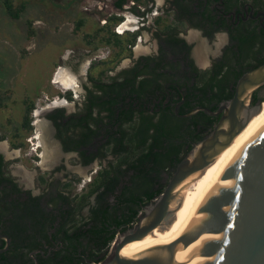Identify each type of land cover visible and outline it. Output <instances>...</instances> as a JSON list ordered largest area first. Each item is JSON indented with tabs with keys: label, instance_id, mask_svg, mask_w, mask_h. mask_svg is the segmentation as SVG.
Listing matches in <instances>:
<instances>
[{
	"label": "trees",
	"instance_id": "trees-1",
	"mask_svg": "<svg viewBox=\"0 0 264 264\" xmlns=\"http://www.w3.org/2000/svg\"><path fill=\"white\" fill-rule=\"evenodd\" d=\"M218 1L169 0L170 22L155 20L158 53L132 59L131 65L114 74L108 72L131 57L138 31H113L112 25L122 20L116 15L95 30L94 38L100 35L98 41L111 48L110 55L91 66L87 76L91 85H82L76 109L65 114L58 108L47 118L53 121L65 152L76 153L78 164L97 160L100 167L88 187L73 196L58 193L55 197L50 187L56 182L47 184L43 176L40 182L49 190L32 196L13 181L0 154V234L10 240L0 254V264H34L33 257L37 264H99L110 252L117 227L118 233L132 228L144 207L159 197L165 177H171L183 156L211 132L216 121L205 111L188 117L181 114L196 106L214 111L233 96L238 78L264 61V33L250 30L233 36L229 52L214 60L212 67H195L191 46L178 33L185 27L184 18L194 27L220 24L223 16L213 7ZM227 1L219 4L227 6ZM1 2L11 13L13 0ZM125 2L117 0L115 5L120 9ZM82 23L78 20L77 26ZM262 90L264 85L253 92L252 104L263 100L257 97ZM66 97L71 100V93ZM182 97L185 101L176 113ZM32 108V103L25 106L23 129H32ZM18 136L10 138L11 146L24 144L23 139L17 141ZM71 179L73 184L81 181Z\"/></svg>",
	"mask_w": 264,
	"mask_h": 264
},
{
	"label": "rangeland",
	"instance_id": "rangeland-1",
	"mask_svg": "<svg viewBox=\"0 0 264 264\" xmlns=\"http://www.w3.org/2000/svg\"><path fill=\"white\" fill-rule=\"evenodd\" d=\"M111 1L13 0V8L10 13L0 0V136H7L10 139L18 133L21 136L18 139H23L26 143L18 158H14L16 155L12 156L10 170L27 187L31 186L36 191L38 190L37 176L39 174H42L44 178L49 176L63 178L66 175V170L62 165L65 164L70 170L72 178L75 176L81 179L80 185L78 183L73 184V191L81 192V185L88 182L100 167L98 163H94L91 168L82 167L78 165L74 155H64L58 148L45 167H37V163L40 164L42 159L41 152L43 150L35 140L36 127L33 125L31 130H27L21 128L20 124L23 112L26 110L25 106L31 103L33 104L30 112V116H33L32 122L36 119L34 112L38 110L40 112L39 117L47 128L46 131L50 128L45 123L47 121H44L45 114L49 110L47 108L59 106L64 107L67 112L76 109L82 100V93L84 92L82 85L87 82V76L92 70L90 69L91 66L102 62L111 53L109 46L98 41L100 35L94 38L95 30L103 25L107 15L109 17L121 16L123 22L130 17L131 21L128 23L127 29L133 30L142 25L140 23L142 20L137 18L129 9L132 6V0H128L124 10H117L113 7L106 10L104 7L108 6ZM21 3L24 4L22 9L19 8ZM134 3L137 2L134 1ZM157 3L159 4L158 7L162 6L161 0H158ZM137 4L141 10L147 6L144 1ZM78 20H82L81 26H77ZM147 20H150L149 16L148 19L145 18V26L148 24ZM122 24L120 26L118 24L112 25V30L115 31L117 26L119 31L124 30ZM187 31L191 34V30ZM187 34H185L186 37H188ZM192 37L193 39H189V37L188 39L193 45L195 41L194 48L198 45L196 40L201 39L200 46L204 53L205 62L199 65L207 68L219 55L215 53V47L210 42L202 40L199 34L195 33ZM217 37L214 43L220 50L222 46L221 35ZM219 42L221 43L219 44ZM138 43L147 48L139 53H135L134 48L133 57L146 52L150 53L156 46V41L145 29L141 31V39H137L135 47ZM195 55L197 56V54ZM133 57L123 58L115 70L108 73L114 74L120 68L128 67L131 65ZM59 66L64 67L75 79L78 85L76 92L72 89H65L53 81ZM68 92L71 93V100L66 97ZM56 97L66 100L70 106H52L51 103L55 101ZM47 138L49 141L55 140L49 134ZM3 143L0 142V145L2 146ZM51 143L53 144L54 141ZM168 180L169 177H165L164 184H167ZM146 207L140 213V218L145 214ZM126 231L119 232L118 237ZM110 254L111 247L108 256Z\"/></svg>",
	"mask_w": 264,
	"mask_h": 264
},
{
	"label": "water",
	"instance_id": "water-1",
	"mask_svg": "<svg viewBox=\"0 0 264 264\" xmlns=\"http://www.w3.org/2000/svg\"><path fill=\"white\" fill-rule=\"evenodd\" d=\"M263 85L264 61L238 78L233 96L216 111L196 107L181 114L186 117L204 110L221 116L212 131L183 156L163 192L135 226L114 240L111 254L99 264H264V123L218 174L171 245L152 246L137 255L121 253L127 243L171 224L182 202L183 181L212 163L260 111L263 100L252 107L250 101ZM57 144L62 154H68ZM2 237L6 248L8 237Z\"/></svg>",
	"mask_w": 264,
	"mask_h": 264
},
{
	"label": "flooded vegetation",
	"instance_id": "flooded-vegetation-1",
	"mask_svg": "<svg viewBox=\"0 0 264 264\" xmlns=\"http://www.w3.org/2000/svg\"><path fill=\"white\" fill-rule=\"evenodd\" d=\"M116 1L117 0H112L109 3V5L105 6L104 8L106 10H108V8L113 7L115 9H117V10H124L125 9L124 6H125V4H127L128 0H126V2L123 4V6L120 9L118 7H116V5H115ZM157 1L158 0H148L146 2V5H147L146 8L141 10V9L138 8V4L137 3H139V2L134 3V0H132V6L129 7L130 11H132L137 18H140V20H142V22L140 21V23H142V25L141 26H137V28H134L133 30L129 29V28L128 29L125 28L124 30L125 31H131V32L132 31L133 32L138 31V35L136 37V42H137L138 38L141 39V31L144 30V29L148 30L150 32L152 38L156 41V46L150 53L146 52L145 54H140L139 56H141V55H149V54H157L158 53L159 43H158V40L154 37V33H155L156 29H157L156 25H155V20L157 18H161V19H165L166 18L167 22H170V20L172 19V11L170 9L171 4H170L169 0H161L162 6H160V7H158L159 4L157 3ZM221 1H223V0H219L218 2H215L213 4V7H215V9H217V11L219 13H221L222 16H223L222 17V21H220V24H218V22H216V23L212 24V26L211 25H205L203 28L202 27H194L192 25L193 23H190L188 21V19L184 18L183 19V24H184L185 27L178 33V36L180 38L184 39L186 44L191 46L190 57L193 60V63L195 65V67L197 69H199V70H205V69H208V68L212 67L214 60L212 61V63L207 68L200 66L201 64L198 63L197 60L195 59L196 52H195L194 49H196V48H194V45H196V43L194 41V45H193L191 42H189V39L190 38L193 39V37L192 36L190 37L191 34H189L187 30H191V32L193 31V33L199 34V36L201 38H204V40L206 42H210L215 47V53H217V55H219L218 58L220 56H222L225 53V51L229 52V50L231 49V45L233 44V42H232L233 36H235L237 33H239V32H243L244 33V31H250V30L256 31L258 34H261V32L264 33V2H262L263 0L262 1L261 0H238V1H236V0H228L227 1V6H225V2L223 4H219V2H221ZM133 7L135 8V10H132ZM158 10H159L160 13L158 12ZM148 16L150 17V20H147L148 24H147V26H145V23H144L145 22V18L148 19ZM108 18H109V16L107 15L103 24L106 23ZM217 18L219 19V17H217ZM215 21H216V19L214 20V22ZM122 23H123V19L118 23V26H120ZM150 24H151V26H150ZM118 26L116 27V30H115L117 33H119L117 31ZM124 30H122V31H124ZM185 34L188 35L189 39H188V37L185 36ZM218 35H221V39H222L221 40L222 41V43H221L222 46H221L220 50L217 49V46H215V43H214V40H216L218 38L217 37ZM193 36H194V34H193ZM136 42H135V44H136ZM135 44L131 48V53H132L131 57L134 56L133 55V50L135 48ZM263 45H264V43H263ZM263 51H264V46H263ZM211 55H213V54H211ZM139 56H135L132 59L133 60L137 59ZM131 64H132V60H131ZM121 69L122 68H120L119 70H121ZM84 83L87 84V85H91V82L88 81V79H87V82H84ZM261 96H263V93H262V91H259L257 93V97H261ZM252 99H253V94L251 96L250 107L255 106L259 102V100H257L255 103L252 104ZM184 101H185L184 97H182L181 100L176 103L175 110L180 105H182ZM226 101H222V102H220V104L223 103V102H226ZM51 104H52V106L53 105H64V104H53V102ZM219 105H218V107H219ZM64 106H67V105H64ZM69 106L70 105H68L67 107H69ZM49 107H51V106H49ZM196 107H205V106H196ZM196 107H194V108H196ZM218 107L214 111H216L218 109ZM58 108H63L65 110L64 107H59V106H55L54 108H47L49 110L45 114L46 118H45L44 121H47L45 123H47L49 125V127H50L49 128L50 132H49V130L47 131V132H49L48 134L50 136H52L56 141H59L61 149H62V151L64 153H68V152H65L63 150L60 140L56 137V129L54 127L53 121L51 119L47 118V115L49 113L53 112L54 110H56ZM199 111H204V110H199ZM67 113H70V112H67L65 110V114H67ZM195 113H193V114H195ZM209 116H212V117L216 118V121L213 124V127H214L215 124L218 122L221 114L220 115H209ZM29 117L31 118V125L33 127V125H34V122H32V117L33 116L31 117L30 114H29ZM213 127H212V129H213ZM18 138H19V136L17 137V141L18 142L22 141V140H20ZM0 142L1 143L6 142L7 143V148H9L12 152L14 150L18 151L17 152L18 155L16 157H14V158H18L20 156V153H21V151H23V149L25 148L24 146L26 144V143H24L23 145H18L17 147H13V146H11L10 139L7 136H5V138L1 139ZM36 148H37V146H36ZM33 151H35V149H33ZM0 154L3 155L4 160L7 162V171H8V173L13 177V181L17 184V186L19 188H21L22 190H29L31 192L32 196H36V195L41 194L43 189H45L46 191L49 190V188H47L46 185H45L46 183L42 184L40 182L39 178L42 176V174H39L37 176L38 177L37 182H38V185H39V186L37 185V189H38L37 191L32 189L31 186L27 187L24 184V182L19 180L14 174H12V172L10 170V168H11L10 166L12 164L11 159H13L12 158L13 155H10L5 150H3L1 145H0ZM68 154L76 156V153H74V152H70ZM36 160H38V157H36ZM94 163H98V161L95 160V161L91 162L88 165H82L81 163L78 164V165H80L82 167L91 168ZM40 166L41 165L39 163H37V167L40 168ZM63 167L66 170V173H65L66 175L63 178H58V177L56 178L54 176H49L48 178H45L46 181H47V184L49 182H56L55 184H52V186L50 187V189L54 191L53 194H54L55 197L58 195V193H61L63 195H70V196L74 195V191H73V189H74L73 186L74 185H73V183H72L73 181L71 179L72 178L71 177V172H70V170H68V168H67V166L65 164H63ZM95 172H94V174H95ZM92 179H93V177H91L88 180V182H84V184L81 185L82 187H81L80 190H82L85 187H88L87 185H88V183H90L92 181ZM69 181H71V184L69 186L65 187L64 185L66 183H68ZM78 184L80 185L81 183H78ZM55 200H57V198H55ZM91 203L94 204V195L91 198ZM87 210H88V207L85 209V213L87 212ZM116 230L117 231H116L114 240L118 238V227H117ZM51 231H53V230H51ZM2 236H6V235L0 234V254L4 253L8 249L9 244H10V240L8 238L9 244L5 248L6 240ZM114 240H113V242H114ZM113 242H112V244H113ZM112 244H111V246H112ZM30 256L33 257V254L30 253ZM46 256L47 255H45V258H46ZM33 260H34V264H37L36 258L33 257Z\"/></svg>",
	"mask_w": 264,
	"mask_h": 264
},
{
	"label": "bare ground",
	"instance_id": "bare-ground-1",
	"mask_svg": "<svg viewBox=\"0 0 264 264\" xmlns=\"http://www.w3.org/2000/svg\"><path fill=\"white\" fill-rule=\"evenodd\" d=\"M131 21L130 17L127 18L122 24V28H127L128 23ZM118 32L119 31L117 29ZM195 34L191 32L190 37ZM197 36V35H195ZM197 41V40H196ZM221 43V42H219ZM147 47H143L141 43L135 47V53L146 50ZM205 51V50H204ZM195 52L198 57L199 63L203 64L205 59L202 47L197 46ZM207 61V58H206ZM54 82H57L65 89H72L76 92L78 85L73 76L68 71L59 66L54 74ZM55 99V98H54ZM53 104L70 105L66 100L57 98L53 101ZM39 111L35 110L34 114L36 119L34 125L36 127L35 140L36 143L42 148L40 165L45 167L51 158L57 151V144L55 140L49 141L47 138L48 133L45 128L44 122L39 117ZM264 123V100L261 105L260 111L253 115L245 128L232 140V142L221 151L214 161L205 166L200 171L188 176L182 183V202L178 209H176L172 215V222L167 227H155L144 236L134 241L127 243L121 250L123 255H137L142 250L156 246V245H171L182 229L185 227L195 209L200 203L201 199L214 182L218 174L228 164L237 151L243 146V144L252 136V134ZM47 124V123H46ZM48 125V124H47ZM49 126V125H48ZM3 150H6L10 155H18L17 150L13 152L7 148V143L2 144ZM48 168V166H47ZM176 205V201L172 203V207Z\"/></svg>",
	"mask_w": 264,
	"mask_h": 264
},
{
	"label": "crops",
	"instance_id": "crops-1",
	"mask_svg": "<svg viewBox=\"0 0 264 264\" xmlns=\"http://www.w3.org/2000/svg\"><path fill=\"white\" fill-rule=\"evenodd\" d=\"M87 213V212H86Z\"/></svg>",
	"mask_w": 264,
	"mask_h": 264
}]
</instances>
